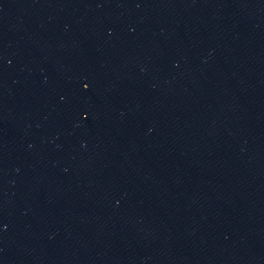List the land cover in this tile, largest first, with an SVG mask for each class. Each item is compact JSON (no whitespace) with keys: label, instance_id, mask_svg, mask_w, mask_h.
<instances>
[{"label":"water","instance_id":"water-1","mask_svg":"<svg viewBox=\"0 0 264 264\" xmlns=\"http://www.w3.org/2000/svg\"><path fill=\"white\" fill-rule=\"evenodd\" d=\"M0 264H264V0H0Z\"/></svg>","mask_w":264,"mask_h":264}]
</instances>
